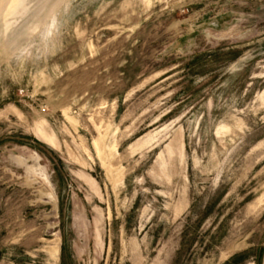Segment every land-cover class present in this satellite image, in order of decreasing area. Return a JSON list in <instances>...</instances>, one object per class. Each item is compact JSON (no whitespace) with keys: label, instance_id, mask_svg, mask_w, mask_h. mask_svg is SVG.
<instances>
[{"label":"rangeland","instance_id":"374dc122","mask_svg":"<svg viewBox=\"0 0 264 264\" xmlns=\"http://www.w3.org/2000/svg\"><path fill=\"white\" fill-rule=\"evenodd\" d=\"M0 264H264V0H0Z\"/></svg>","mask_w":264,"mask_h":264},{"label":"bare ground","instance_id":"6f19581e","mask_svg":"<svg viewBox=\"0 0 264 264\" xmlns=\"http://www.w3.org/2000/svg\"><path fill=\"white\" fill-rule=\"evenodd\" d=\"M10 13H11V11H10Z\"/></svg>","mask_w":264,"mask_h":264}]
</instances>
